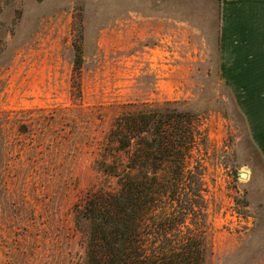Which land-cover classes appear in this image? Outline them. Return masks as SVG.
Segmentation results:
<instances>
[{"label":"rangeland","instance_id":"obj_1","mask_svg":"<svg viewBox=\"0 0 264 264\" xmlns=\"http://www.w3.org/2000/svg\"><path fill=\"white\" fill-rule=\"evenodd\" d=\"M255 13L225 33L223 0H0V264H75L117 119L173 105L199 115L207 264H264Z\"/></svg>","mask_w":264,"mask_h":264},{"label":"trees","instance_id":"obj_2","mask_svg":"<svg viewBox=\"0 0 264 264\" xmlns=\"http://www.w3.org/2000/svg\"><path fill=\"white\" fill-rule=\"evenodd\" d=\"M197 117L173 105L117 119L111 159L98 163L105 184L75 216L85 242L75 264H207L211 189Z\"/></svg>","mask_w":264,"mask_h":264},{"label":"crops","instance_id":"obj_3","mask_svg":"<svg viewBox=\"0 0 264 264\" xmlns=\"http://www.w3.org/2000/svg\"><path fill=\"white\" fill-rule=\"evenodd\" d=\"M254 9L256 14V35L257 42L261 41V45L264 47V0H223V23L226 26L224 30H229L230 33L234 32L240 25L238 20L245 12ZM243 24V22H242ZM242 29V28H241ZM264 64V60L262 64Z\"/></svg>","mask_w":264,"mask_h":264},{"label":"water","instance_id":"obj_4","mask_svg":"<svg viewBox=\"0 0 264 264\" xmlns=\"http://www.w3.org/2000/svg\"><path fill=\"white\" fill-rule=\"evenodd\" d=\"M239 176H240L242 179H247V178H248V175L245 174V173H240Z\"/></svg>","mask_w":264,"mask_h":264}]
</instances>
